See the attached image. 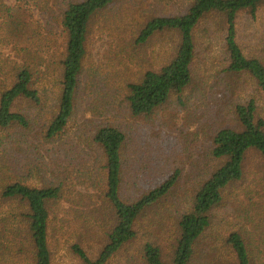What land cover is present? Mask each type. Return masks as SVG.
I'll return each instance as SVG.
<instances>
[{"label": "trees", "instance_id": "obj_1", "mask_svg": "<svg viewBox=\"0 0 264 264\" xmlns=\"http://www.w3.org/2000/svg\"><path fill=\"white\" fill-rule=\"evenodd\" d=\"M120 1L67 2L61 12V48L50 54L45 67L48 72L37 69L39 61L34 62L32 51L25 48L32 61L24 60L18 65L15 60L0 82V264H54L51 239L68 222L61 216L59 207L63 202L76 206L71 219L75 229L78 223L81 228L87 224L102 233L97 252L90 253L79 242L72 245L79 264H109L137 237L143 216L165 206L179 181L180 170H175L161 179L150 180L142 190L130 191L126 179L128 135L109 122L93 124L80 138L96 157V166L91 170L94 176L85 180L93 183L86 188L87 193L76 191V175L69 178L70 171L56 174L55 167L61 164L58 156L45 163L34 154L36 148L54 143L68 132L76 115L92 24L98 14ZM159 2L164 6L162 10L133 20L128 29L119 31L126 41L120 52L127 53L134 63L138 56L135 52L164 35L171 36L176 52L171 50L156 69H143L135 75L136 79L120 84L122 89L116 92L132 117L151 118L175 97L186 106L185 91L197 77H206L196 76L198 44L208 59L216 55L215 51L218 53L214 69L220 76L217 81L225 86L223 92L213 94L212 103L216 104L212 108L218 107L219 114H224L209 138L206 157L208 163L211 161L210 172L198 183L187 208L177 217V236L169 263L158 245L147 242L143 248L148 264H194L196 243L211 228L212 212L224 202L227 189L245 177L248 154L256 150L264 159V60L254 52L247 53L240 43L241 17L248 16L250 25L259 27L264 20V0ZM0 6L9 12L8 6L17 5L0 0ZM13 16L15 20L5 26L9 42L16 41L21 27L26 29L21 18ZM44 58L41 56L42 61ZM208 68L209 76L213 68ZM42 76L48 77L47 83L58 92L51 107H45L49 93ZM33 110L35 114L44 110L37 146V137L26 136L34 126ZM21 161L26 166L18 168ZM49 171L54 180L47 178ZM69 191L75 194L67 197ZM96 202H101L105 210ZM75 231L72 230V237L77 234ZM226 240L233 254L228 264H256L241 232H231ZM209 264L225 261L211 260Z\"/></svg>", "mask_w": 264, "mask_h": 264}, {"label": "rangeland", "instance_id": "obj_2", "mask_svg": "<svg viewBox=\"0 0 264 264\" xmlns=\"http://www.w3.org/2000/svg\"><path fill=\"white\" fill-rule=\"evenodd\" d=\"M69 1L6 0L8 5H17L8 6L11 10L9 12L5 10V6H0V82L15 60L18 65L23 64L24 60L32 61L25 48L32 51L34 62L39 61L37 69L43 73L48 72L45 67L50 54L61 48V12ZM163 8L159 0H121L119 4L95 17L75 118L60 140L40 146L34 153L45 163L58 156L61 164L55 167L56 174L60 170L64 174L70 171L69 178L76 175V191L87 193L86 188L93 186V183L89 184L85 180L88 176H94L91 170L96 166V157L80 138L93 124L109 122L124 129L128 135L129 165L126 179L130 191L142 190L150 180L161 179L180 170L179 181L165 206L143 216L138 225L137 237L127 243L109 264H148L143 249L147 242L158 245L164 260L169 263L173 253L172 245L177 236V217L187 208L198 183L210 172L211 161L208 163L209 157H206L209 138L211 130L216 129L223 119L224 113L220 115L218 107L212 108L216 104L212 103L213 94L218 90L223 92L225 86L223 82L217 81L220 76L214 69L218 53L215 51L216 55L208 59L201 44H198L195 71L197 70L196 76L202 77L205 74L206 77H197L194 84L185 91L186 106L180 105L175 97L151 118L132 117L127 113L126 105L116 92L122 89L119 85L132 81L131 78L136 79L135 75L143 69H156L171 50L176 52V46L171 36L156 37L146 49L135 52L138 56L132 63L127 53L120 52L126 41L119 31L128 29L133 20L150 16ZM13 15L21 18L26 29L21 27L16 41L9 42L5 26L15 20ZM258 26H251L249 17L242 16L240 43L247 53L254 52L264 60V20ZM41 56L45 57L44 61ZM207 65L213 68L209 76ZM42 82L49 93L45 107H51L58 92L53 84L47 83L48 77L42 76ZM218 97L219 95L217 101ZM41 114H44V110ZM41 114H35L33 110L32 117H36L34 126L26 134L37 137L36 146L41 140L37 133ZM229 120L231 116H228L227 124L231 123ZM25 166L26 162L21 161L18 168ZM46 176L54 180L51 171ZM73 194L75 193L69 191L67 197ZM96 203L102 211L105 210L101 202ZM61 206V216L68 222L51 239L53 262L79 264L80 258L73 251L72 245L79 242L90 253L97 252L101 247L102 233L97 227L88 228L87 224L81 228L78 223L75 229L71 219L76 206L71 202H63ZM101 215L104 216L100 213ZM72 230L77 233L73 237ZM233 231L244 235L255 263L264 264V159L256 150L250 151L247 156L243 180L227 189L224 202L212 212V226L197 241L193 263L209 264L211 260H219L228 264L233 259V254L226 238Z\"/></svg>", "mask_w": 264, "mask_h": 264}]
</instances>
